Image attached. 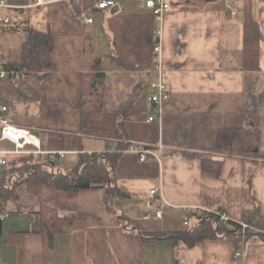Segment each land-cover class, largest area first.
<instances>
[{
    "label": "crops",
    "instance_id": "1",
    "mask_svg": "<svg viewBox=\"0 0 264 264\" xmlns=\"http://www.w3.org/2000/svg\"><path fill=\"white\" fill-rule=\"evenodd\" d=\"M171 1L162 20L137 0L106 9L96 0L36 7L8 0L12 6L0 9L12 18L0 26V71L8 72L0 101L11 122L29 130L42 151H66L54 159L65 173L90 155H119L100 186L55 191L63 220L52 233L27 171L16 165L17 181L0 210V264H264L259 237L237 245L225 237L187 244L174 236L196 222L197 208L238 222L258 208L264 219V0ZM20 9L30 29L53 44L51 67L27 75L15 69L28 41L13 28ZM95 60L104 72L103 109L83 126L82 78ZM159 81L170 96L158 120L149 121L156 112L151 83ZM250 112L259 117V152L220 150L219 130L248 128ZM134 149L152 152L142 161ZM205 160L220 169L205 170Z\"/></svg>",
    "mask_w": 264,
    "mask_h": 264
},
{
    "label": "trees",
    "instance_id": "2",
    "mask_svg": "<svg viewBox=\"0 0 264 264\" xmlns=\"http://www.w3.org/2000/svg\"><path fill=\"white\" fill-rule=\"evenodd\" d=\"M22 17L13 25L14 29L21 30L28 36L25 43L23 62L15 67L22 75L30 72L48 69L51 67L52 41L48 35L34 32L28 25L25 11L20 9ZM95 68L92 73L83 75L81 89V119L82 125H86L91 113L99 112L103 109L105 87L103 83L104 72L98 69L99 66L94 61ZM251 126L220 129L217 136V147L231 153H251L259 152V142L261 131L259 127V117L256 112L249 113ZM118 124V122H117ZM120 126V123L118 124ZM119 155L98 156L90 155L81 159V165L72 172H64L57 160L45 158L42 153H21L8 157L5 169L1 171L0 180V210H4V192L9 193L13 189L17 178L13 174L14 167L22 163L21 168L27 171L25 179L29 190L36 197L43 218L45 230L49 232L57 231L63 217L57 212L53 205L54 193L57 189L79 190L100 186L102 180L110 176V169L114 168ZM205 170L218 171L221 163L215 165L212 161H204ZM5 190V191H4ZM13 191V190H12ZM196 213V212H195ZM195 213H189L190 218H195ZM128 221V219H127ZM126 221V223H127ZM243 223L249 224L250 228H243ZM175 237L184 239L187 244L203 240L204 238L225 237L235 241L237 245L245 244L253 238L264 239V219L259 209L254 210L251 215H247L242 222L230 219L224 223L219 220L214 213H204L196 218V222L190 228L181 233H175Z\"/></svg>",
    "mask_w": 264,
    "mask_h": 264
},
{
    "label": "built area",
    "instance_id": "3",
    "mask_svg": "<svg viewBox=\"0 0 264 264\" xmlns=\"http://www.w3.org/2000/svg\"><path fill=\"white\" fill-rule=\"evenodd\" d=\"M57 0H33L32 3L29 4L31 7L42 6L47 3H51ZM80 2L81 0H76ZM98 8L106 9L115 5V0H96ZM143 7L150 9L158 20H162L164 14L172 9V1L171 0H137ZM229 2L234 0H227ZM12 5L8 2V0H0V9L11 7ZM227 8L233 13L236 14L237 10L232 4H227ZM92 18H89L87 21L92 22ZM12 18L10 15L0 12V26H7L11 24ZM161 49V44H156L155 50L157 53ZM8 75V72L5 70L0 71V79L5 78ZM151 87L153 88V94L150 97V100L154 107L156 108V112L149 117V121H156L159 118V114L162 111V107L164 103L169 99V89L168 86L163 82H152ZM9 106L0 101V167L5 166L8 161V155L10 154H21V153H43L50 160H54L58 156H65L66 151H42L39 143L35 141L34 135L30 133L29 130L21 129L15 126L11 120L9 119ZM8 142L12 147L5 148L3 144ZM35 147L34 149H31ZM134 151L139 152L140 159L144 161L147 158V154L152 151L149 149H145L143 151H139L134 149ZM157 192V189L152 190V193ZM196 215L200 216L204 213H214L217 215L221 222H228L230 217L226 212L221 211H209L204 208H197ZM161 212H157L156 216L160 217ZM185 223H189V216L185 218ZM243 228H250L249 224L243 223ZM246 254V250H238L236 251V256H242Z\"/></svg>",
    "mask_w": 264,
    "mask_h": 264
},
{
    "label": "rangeland",
    "instance_id": "4",
    "mask_svg": "<svg viewBox=\"0 0 264 264\" xmlns=\"http://www.w3.org/2000/svg\"><path fill=\"white\" fill-rule=\"evenodd\" d=\"M72 169H70L69 167H67V172L71 171ZM121 207V205H119Z\"/></svg>",
    "mask_w": 264,
    "mask_h": 264
},
{
    "label": "water",
    "instance_id": "5",
    "mask_svg": "<svg viewBox=\"0 0 264 264\" xmlns=\"http://www.w3.org/2000/svg\"><path fill=\"white\" fill-rule=\"evenodd\" d=\"M178 263V261H176V264Z\"/></svg>",
    "mask_w": 264,
    "mask_h": 264
}]
</instances>
